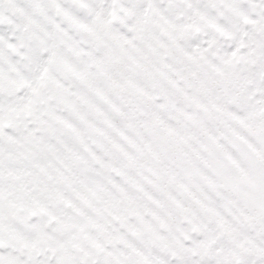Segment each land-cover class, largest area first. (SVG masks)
<instances>
[{
    "label": "snow or ice",
    "instance_id": "snow-or-ice-1",
    "mask_svg": "<svg viewBox=\"0 0 264 264\" xmlns=\"http://www.w3.org/2000/svg\"><path fill=\"white\" fill-rule=\"evenodd\" d=\"M0 264H264V0H0Z\"/></svg>",
    "mask_w": 264,
    "mask_h": 264
}]
</instances>
